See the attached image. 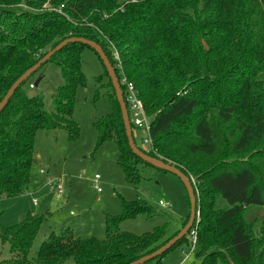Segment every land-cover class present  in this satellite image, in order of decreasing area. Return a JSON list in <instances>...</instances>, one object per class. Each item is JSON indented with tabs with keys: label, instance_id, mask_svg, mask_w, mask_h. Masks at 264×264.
<instances>
[{
	"label": "trees",
	"instance_id": "1",
	"mask_svg": "<svg viewBox=\"0 0 264 264\" xmlns=\"http://www.w3.org/2000/svg\"><path fill=\"white\" fill-rule=\"evenodd\" d=\"M68 37L99 44L120 79L117 51L151 118V146L137 145L132 131L135 144L193 180L198 264H264V0H0V101L26 69ZM84 48L94 52L69 43L46 61L59 66L64 81L53 95V111L45 109L41 94L27 90L46 62L0 111V197L27 190L38 130L64 128L69 140L79 137L72 115L87 81ZM100 62L104 71L96 82L105 87L111 111L93 122L96 146L113 141L126 181L139 184V167L152 165L130 149ZM186 197L187 215L170 234L169 220L142 234L120 229L126 219L158 215L157 207L138 197L121 200V213L104 217V238L80 237L67 227L51 232L35 257L29 254L45 216L26 212L15 224L0 223V242L14 255L0 264H130L185 225ZM189 233L151 260L161 263L170 250L188 249Z\"/></svg>",
	"mask_w": 264,
	"mask_h": 264
},
{
	"label": "rangeland",
	"instance_id": "2",
	"mask_svg": "<svg viewBox=\"0 0 264 264\" xmlns=\"http://www.w3.org/2000/svg\"><path fill=\"white\" fill-rule=\"evenodd\" d=\"M81 69L87 81L86 86L78 90L72 115L80 130L79 137L69 140L64 128L38 130L33 146L35 162L30 170L27 190L18 197H0V223L3 225L17 223L28 210L45 216L29 257H35L41 242L51 232L57 234L67 227L80 237L104 238L103 219L121 213V200L141 197L157 207L158 215L152 219L139 216L120 224L121 230L134 234L150 231L166 220H169L167 233L170 234L188 212L186 189L177 176L152 166H142L139 167L140 183H128L116 164L119 154L116 144L106 141L96 146L98 131L93 122L108 114L111 107L105 87L96 82L104 71L103 66L90 48L82 50ZM41 73V79L34 86ZM28 82L33 85L27 88L28 93L41 94L45 109L53 111V95L64 82L59 66L52 61L46 62ZM132 131L136 144L143 147L141 131L134 126ZM41 169L43 173H40ZM94 174L100 176L102 191L99 194L93 188ZM47 178L57 179V182L48 185ZM58 186L62 194L57 197ZM32 199L38 200V206H32ZM158 200H162L165 206L158 205ZM188 254L187 248H174L164 255L161 263L150 260L142 264H198V260ZM12 257L8 245L0 242V260ZM63 264L74 262L69 259Z\"/></svg>",
	"mask_w": 264,
	"mask_h": 264
},
{
	"label": "water",
	"instance_id": "3",
	"mask_svg": "<svg viewBox=\"0 0 264 264\" xmlns=\"http://www.w3.org/2000/svg\"><path fill=\"white\" fill-rule=\"evenodd\" d=\"M82 43L84 45H87L89 47H91L94 52L99 56L100 60L102 61L108 76L111 80V84L113 86L114 92H115V96L116 99L119 103V108L121 111V116L123 119V124H124V128H125V133L127 136V141H128V145L130 147V149L132 150V152L137 155L140 159H142L143 161L151 164L154 167H158L161 168L165 171H168L172 174H174L175 176H177L183 183L185 189H186V193L188 195L189 198V204H190V209H189V217L187 219V222L185 223V225L178 231V233L173 236L171 239H169L166 243H164L162 246H160L158 249H156L155 251H153L152 253L130 263V264H142L146 261H149L153 258H155L156 256H159L161 254H163L164 252H166L167 250H169L176 241H178L180 238H182L183 236H185L188 231L191 229V227L193 226V223L196 219V216L198 215V210H196V197L193 193L192 190V183L191 180H188L184 174L182 172H180L176 167L169 165L167 163H164L163 161L154 159L152 157H150L149 155H147L146 153H144L142 150H140L138 148V146L135 144L134 142V138L132 135V127L129 121V117H128V111H127V107H126V103L124 101L123 98V92L120 86V83L118 81V77L115 74V69L114 67L111 65L110 61L108 60L107 56L105 55V53L103 52L101 46L99 44H97L94 41L82 38V37H68L64 40H62L60 43H58L55 47H53L52 49H50L49 51H47L45 53V55H43L36 63H34L31 67H29L28 69H26L9 87L8 91L6 92V94L3 96V98L0 101V111L4 108V106L7 104L9 98L12 96L14 90L27 78L29 77L32 73H34L42 64H44L55 52H57L58 50H60L63 46L69 44V43ZM203 42L204 47H207L205 42ZM41 79V77H38L35 82H34V86H36L39 82V80Z\"/></svg>",
	"mask_w": 264,
	"mask_h": 264
},
{
	"label": "built area",
	"instance_id": "4",
	"mask_svg": "<svg viewBox=\"0 0 264 264\" xmlns=\"http://www.w3.org/2000/svg\"><path fill=\"white\" fill-rule=\"evenodd\" d=\"M127 2L129 1H134V0H126ZM57 12H61L60 9H56ZM113 58L116 61V67L119 69L120 73V79H118L120 86H123L122 92H123V98L126 103L127 111H128V117L129 121L131 124V127H135L136 129L140 130L142 133V144L144 147L149 148L151 145V139H150V123H151V118L150 116L147 115L143 102L139 98L137 90L134 86V84L131 81H128L124 72L122 71L119 55L117 51L114 50L113 52ZM33 85L30 84L29 88H32ZM40 173H43V170H40ZM99 179L100 176L98 174H95L92 181H93V188L95 190V193L99 194L102 191V188L99 184ZM54 182H57L56 180H52L47 178V184L52 185ZM191 182L193 180L191 179ZM62 194V189L58 186L56 195L57 197ZM99 196L97 197L98 200ZM35 203L36 200H33ZM158 205L164 207L165 204L162 200H158ZM193 227V226H192ZM189 230V241H190V246L188 248L189 254L188 255H193L195 251V246H196V230L195 228Z\"/></svg>",
	"mask_w": 264,
	"mask_h": 264
},
{
	"label": "crops",
	"instance_id": "5",
	"mask_svg": "<svg viewBox=\"0 0 264 264\" xmlns=\"http://www.w3.org/2000/svg\"><path fill=\"white\" fill-rule=\"evenodd\" d=\"M94 175H95V174H94ZM93 177H94V176H93ZM92 179H93V178H92ZM33 200H36V199H32V206H34V207H35V206H38V204H39V203H38V200H36L35 203L33 202ZM28 212H31V211L28 210ZM31 213L34 214L33 212H31ZM70 214L73 215L74 213H73V212H70Z\"/></svg>",
	"mask_w": 264,
	"mask_h": 264
}]
</instances>
